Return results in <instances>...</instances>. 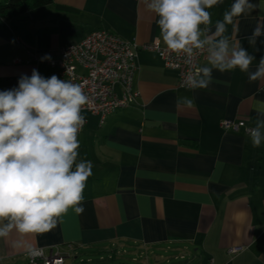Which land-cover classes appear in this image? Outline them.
Returning a JSON list of instances; mask_svg holds the SVG:
<instances>
[{
    "label": "crops",
    "instance_id": "crops-1",
    "mask_svg": "<svg viewBox=\"0 0 264 264\" xmlns=\"http://www.w3.org/2000/svg\"><path fill=\"white\" fill-rule=\"evenodd\" d=\"M252 2L256 9L237 18L227 34L255 56L254 71L264 36L255 48L247 37L264 17V0ZM232 3L210 9L213 29ZM155 21L144 0H53L20 18L0 16V90L17 87L33 69L58 76L41 58L55 59L59 49L97 29L140 45L156 41ZM136 63L137 95L128 106L102 125L98 115L82 113L87 123L78 137L79 159L92 164L83 213L69 210L54 229L24 242L47 254L59 251L64 264L124 257L133 264H264V144L255 148L245 130L222 126L224 119L255 126L264 79L214 70L207 88L189 90L157 52L139 50ZM115 91L121 95V86ZM185 96L195 99L194 107L177 106ZM18 239L16 233L0 239V264H31L27 251L14 246ZM238 246L241 251L230 253Z\"/></svg>",
    "mask_w": 264,
    "mask_h": 264
},
{
    "label": "clouds",
    "instance_id": "clouds-1",
    "mask_svg": "<svg viewBox=\"0 0 264 264\" xmlns=\"http://www.w3.org/2000/svg\"><path fill=\"white\" fill-rule=\"evenodd\" d=\"M156 17L157 39L190 66L183 76L189 90L207 88L213 71L239 70L250 82L264 79V56L250 70L255 56L228 35L235 20L257 7L252 0H233L222 19L214 23L210 9L223 0H144ZM264 36V17L259 19L248 43L256 47ZM264 43V40L260 41ZM197 55L206 64L193 66ZM51 61L50 55L41 58ZM90 103L84 89L71 79L53 74L45 78L33 69L22 75L18 86L0 90V239L16 233L14 246L29 255L36 250L24 237L54 229L72 210L84 211L83 192L92 175V164L79 159V133L85 123L83 109ZM177 106L192 108L193 97H180ZM255 126L248 130L251 144H264V105L256 108Z\"/></svg>",
    "mask_w": 264,
    "mask_h": 264
},
{
    "label": "built area",
    "instance_id": "built-area-1",
    "mask_svg": "<svg viewBox=\"0 0 264 264\" xmlns=\"http://www.w3.org/2000/svg\"><path fill=\"white\" fill-rule=\"evenodd\" d=\"M142 49L157 52L168 68L178 72V85L184 86L183 76L190 70V66L183 63L182 57L171 53L158 40L140 45L107 29L94 30L81 42L59 49L57 57L50 63L57 68L59 78L71 79L84 89L90 103L84 107L83 112L98 115L102 125L111 113L128 106L135 99L137 94L133 93L132 84L137 71L136 54ZM29 55L30 58L34 57L31 52ZM204 58L203 55H197L193 66L200 65ZM15 61L22 60L16 58ZM117 85L122 88L121 95L115 91ZM86 123L85 119L83 128ZM222 126L232 131L245 130L247 134L252 128L245 120L232 119H224ZM35 250V255H29L31 264L65 263V256L53 248L48 254L42 248ZM241 250L242 247L238 246L229 251L236 254Z\"/></svg>",
    "mask_w": 264,
    "mask_h": 264
},
{
    "label": "trees",
    "instance_id": "trees-1",
    "mask_svg": "<svg viewBox=\"0 0 264 264\" xmlns=\"http://www.w3.org/2000/svg\"><path fill=\"white\" fill-rule=\"evenodd\" d=\"M52 3L53 0H0V16L7 20L20 18L32 9Z\"/></svg>",
    "mask_w": 264,
    "mask_h": 264
},
{
    "label": "rangeland",
    "instance_id": "rangeland-1",
    "mask_svg": "<svg viewBox=\"0 0 264 264\" xmlns=\"http://www.w3.org/2000/svg\"><path fill=\"white\" fill-rule=\"evenodd\" d=\"M125 259L121 258L118 261L112 262L110 260H98V258H93L95 260H93L92 262H88L87 260L83 263V264H120L121 262H124L125 264H133L131 262V258L129 257H124ZM122 260V261H121ZM68 264H82L80 258L74 259V258H70V260L68 261Z\"/></svg>",
    "mask_w": 264,
    "mask_h": 264
}]
</instances>
